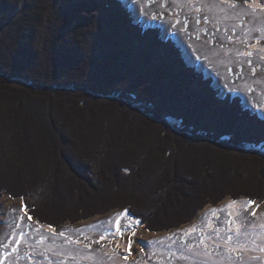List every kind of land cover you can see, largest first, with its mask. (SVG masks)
I'll return each instance as SVG.
<instances>
[{
	"label": "trees",
	"instance_id": "trees-1",
	"mask_svg": "<svg viewBox=\"0 0 264 264\" xmlns=\"http://www.w3.org/2000/svg\"><path fill=\"white\" fill-rule=\"evenodd\" d=\"M130 21L117 0H0V197L52 228L120 209L152 232L264 204V119Z\"/></svg>",
	"mask_w": 264,
	"mask_h": 264
},
{
	"label": "rangeland",
	"instance_id": "rangeland-1",
	"mask_svg": "<svg viewBox=\"0 0 264 264\" xmlns=\"http://www.w3.org/2000/svg\"><path fill=\"white\" fill-rule=\"evenodd\" d=\"M117 1L132 25L158 29L160 42L171 40L187 69L203 81L211 79L217 99L230 93L240 98L241 110L264 119V0ZM178 11L192 19L190 37L181 31V18L173 15ZM255 65L261 67L257 73ZM178 87L173 82L172 88ZM166 120L180 126L177 118ZM231 126L235 129V122ZM256 150L264 155V144ZM28 217L21 199L2 193L0 264H174L178 259L264 264V204L249 205L243 197L207 205L189 223L162 232L147 230L120 209L58 228Z\"/></svg>",
	"mask_w": 264,
	"mask_h": 264
},
{
	"label": "flooded vegetation",
	"instance_id": "flooded-vegetation-1",
	"mask_svg": "<svg viewBox=\"0 0 264 264\" xmlns=\"http://www.w3.org/2000/svg\"><path fill=\"white\" fill-rule=\"evenodd\" d=\"M235 3V5H237V2H234ZM167 6H168V4L167 3H164V5H163V10H165L166 8H167ZM171 12H167V14H168V16H171V14H170ZM159 15V17H160V15L161 16H165L164 14H158ZM173 15H177L179 18H181V21H182V23H183V28H182V32L183 33H186L187 34V37H190L191 36V33H190V31H189V25H190V23L192 22L191 20L192 19H190L191 17H189V15L188 16H186V14H184L183 13V11H178V13H174ZM162 17V18H163ZM209 24V23H208ZM192 25H194V22H193V24ZM191 30V29H190ZM220 30H219V28H217V32H219ZM214 32V31H213ZM221 32V31H220ZM223 34H225V31L223 30ZM200 35H203L204 37H206V31H201V33H200ZM209 35H213V33H209ZM214 36V35H213ZM194 37H196V36H194ZM198 37H199V35H198ZM215 37V36H214ZM214 37L213 38H211L212 40L214 39ZM250 64V63H249ZM255 66H257V65H255ZM260 68L261 67H259V65L256 67V73L260 70ZM240 69H241V67H240ZM239 75H241V70H240V73L239 74H236V76H235V79L236 80H239L238 78H239Z\"/></svg>",
	"mask_w": 264,
	"mask_h": 264
},
{
	"label": "snow or ice",
	"instance_id": "snow-or-ice-1",
	"mask_svg": "<svg viewBox=\"0 0 264 264\" xmlns=\"http://www.w3.org/2000/svg\"><path fill=\"white\" fill-rule=\"evenodd\" d=\"M252 203H253V202H249V205H251ZM25 211H26V209H25ZM253 215H255V213H253ZM28 219L31 220L32 217L29 216ZM117 227H118V229H119V225H118Z\"/></svg>",
	"mask_w": 264,
	"mask_h": 264
},
{
	"label": "bare ground",
	"instance_id": "bare-ground-1",
	"mask_svg": "<svg viewBox=\"0 0 264 264\" xmlns=\"http://www.w3.org/2000/svg\"><path fill=\"white\" fill-rule=\"evenodd\" d=\"M138 20H139V19H138ZM140 28H141V27H140ZM141 29H142V28H141ZM142 30L144 31V28H143ZM190 61L193 62V61L191 60V57H190ZM194 65H195V63H194Z\"/></svg>",
	"mask_w": 264,
	"mask_h": 264
}]
</instances>
